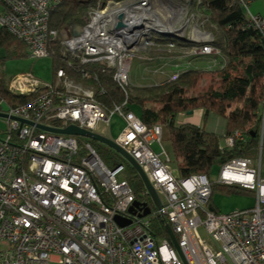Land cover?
<instances>
[{"label": "built area", "instance_id": "1", "mask_svg": "<svg viewBox=\"0 0 264 264\" xmlns=\"http://www.w3.org/2000/svg\"><path fill=\"white\" fill-rule=\"evenodd\" d=\"M59 1L0 0V27L24 43L27 55L50 54V44L58 38L59 57L68 69L57 66L48 83L30 74L14 75L6 89L11 94H26L21 103L11 104L0 95V111L6 113L7 125L0 138V264H264L260 146L254 157L235 156L220 163L214 179L205 172L181 174L170 164L161 143V124L146 125L124 107L132 58L149 60L152 57L143 54L149 48L169 52L175 47L172 41L159 43L154 35L146 38L138 32V22L144 23L155 1L107 0L103 7L89 11L76 34L48 26L49 11ZM236 1L247 21L264 36V15L251 13L248 0ZM123 5L129 7L120 8L124 22L137 25L116 34L113 14ZM171 34L200 42L196 50V46L181 47L179 56L219 53L209 43L212 35L201 25L175 28ZM89 62L111 69L124 95L108 110L95 96L102 89L83 80L89 76L81 65ZM112 112L123 121L112 140L136 161L155 190L159 205L153 214L170 228L177 247L155 231L147 215L138 214L144 202L138 201L134 212L128 211L136 199L119 175L121 163L108 167L87 139L36 125L74 124L93 130L98 120L107 121ZM259 112L261 134L264 99ZM242 138V131L234 129L224 134L219 146H231ZM215 185L249 190L254 202L233 211H218L210 203ZM115 215L125 222L117 223Z\"/></svg>", "mask_w": 264, "mask_h": 264}, {"label": "trees", "instance_id": "2", "mask_svg": "<svg viewBox=\"0 0 264 264\" xmlns=\"http://www.w3.org/2000/svg\"><path fill=\"white\" fill-rule=\"evenodd\" d=\"M106 1L60 0L49 11L48 26L70 33L73 25L81 26L88 18L89 11L103 7ZM192 6L199 11L203 28L213 34L209 43L219 48V53L216 54L221 57L218 66L187 68L179 71L174 79L164 78L157 83L130 84L124 107L130 109L132 105L138 104L139 117L146 125L156 121L161 123V139L168 142L172 161L181 174L209 173L211 168L231 157H254L259 146L264 165V122L262 133L259 134V110L264 99V36L247 21L245 12L236 0H192ZM153 38L163 44L169 41L175 43V47L169 52L158 50L165 55L166 60L169 59L168 56L178 55L181 47L190 48L199 44L173 34L157 33ZM0 47L4 50L0 60L27 55L24 43L3 27H0ZM60 48L59 39L56 38L50 44L52 73L57 66L68 70L66 62L59 57ZM81 66L89 76L83 80L102 89L95 96L105 109H110L114 102L122 101L124 95L112 79L111 69L107 71L99 62L84 63ZM205 75H208L207 82L199 85V80ZM0 95L11 104L21 103L27 98L26 94L9 93L6 82L1 79ZM196 107L203 109V119L209 113L222 115V133L240 129L243 133L242 140L231 146H219L222 134L189 121L174 122L177 113ZM87 140L108 167L122 164L120 176L126 179L134 198L150 207L148 217L155 231L160 236L168 237L165 225L152 215L154 206L136 170L114 149L94 139ZM228 187H231L230 190L241 188Z\"/></svg>", "mask_w": 264, "mask_h": 264}, {"label": "rangeland", "instance_id": "3", "mask_svg": "<svg viewBox=\"0 0 264 264\" xmlns=\"http://www.w3.org/2000/svg\"><path fill=\"white\" fill-rule=\"evenodd\" d=\"M151 1L155 2L149 9L151 12L150 15H145V19L143 20L144 22H152L155 24V26L161 24L169 26L172 24L177 26L176 28L179 29L185 27V30L190 29L193 25H201V27L203 28L202 17L200 16L199 11L193 8L192 0ZM165 9L167 10L165 11ZM178 14H180L179 17ZM154 19H157L158 21H154ZM203 30L208 31L213 38V34L211 31L206 28H203ZM65 33L68 32L65 31ZM185 33H187V31ZM156 34L157 32L152 31V35ZM193 36L196 37L197 34H193ZM198 43L200 44V42ZM199 44H194L193 46L199 47ZM3 52L4 51L1 52L0 50V54ZM143 54L149 55L152 58L149 60H143L138 57L132 58L129 67V80L131 84L138 85L157 83L165 77H169V75L173 72H179L187 68H215L218 66V64L216 63L213 64V62L210 61L209 57L203 55H198L190 58L189 56H187L184 57V59H186L184 61L175 60L171 63H167L168 60L164 59L165 56H163L162 53H159L158 50L154 48H149V50L147 52H144ZM215 58H217L215 60L219 63V57L216 56ZM50 63V54L42 55L39 57H29L26 55L22 57H7L0 60V79L7 83V81L17 73H25L36 77L41 83H48L51 81L52 78V70L50 67ZM159 68H161V70ZM213 79H215L214 76ZM207 80L208 75H205L199 80L198 84L203 85L205 82H207ZM131 109L133 113L139 117L140 106L138 104H134L132 105ZM181 119L189 120L197 125H202L203 123H205L206 125L212 119L214 123L219 125L220 129H222L224 124L223 116L215 113H209L206 118L203 119V109L201 107H196L192 109L189 113H187V111L181 112L179 116L176 115L174 117V122H178ZM122 124L123 121L121 117L116 112H112L110 113L107 121L98 120L94 125L93 131L113 139L118 133V131L121 129ZM6 126L7 125L5 122V118L0 117V138L5 135L3 131ZM221 134L222 135L219 142H221L224 137V134ZM79 138L82 140L87 139V137L83 135H80ZM161 143L170 156V164L175 165V163L172 161L171 154L169 152L168 142L166 140H162ZM151 147L154 150H158V145L156 143H152ZM217 170V166L211 168V170L209 171L210 178L214 179L216 177ZM228 188V186L222 185L213 186L212 194L210 196V203L218 211L229 212L238 208L248 207L253 204V193L249 190L241 188L237 190H230L231 187L229 189ZM198 231L202 236H205L203 230L200 227L198 228Z\"/></svg>", "mask_w": 264, "mask_h": 264}, {"label": "water", "instance_id": "4", "mask_svg": "<svg viewBox=\"0 0 264 264\" xmlns=\"http://www.w3.org/2000/svg\"><path fill=\"white\" fill-rule=\"evenodd\" d=\"M113 22H112V30H114L116 32V34L120 33L121 30H131V27H134L135 25H137L136 23L135 25L132 24H126L123 20V12L122 10L118 9L114 14H113ZM144 23H140L138 22L139 25V29L138 32L143 33L145 35V37H150L152 35V31L153 32H157V33H162V34H171L170 31L168 30H164L162 29H157L154 26L153 27H149L145 32L142 30ZM155 25V24H154ZM161 26V25H158ZM78 32V26L74 25L72 28V33L76 34ZM129 44H127L128 46ZM191 110H187V113H189ZM6 113L0 111V117H5ZM29 123V121H27ZM37 127L42 128V129H46V130H50L52 132H57V133H64V134H77V135H83L87 138L90 139H94L96 141H99L103 144H105L106 146L114 149L116 152H118L119 154H121L125 160L136 170L137 174L139 175L140 179L142 180V183L144 185V187L146 188V192L148 193L152 203L154 204V206H158L159 205V199L157 197V194L155 192V190L153 189V187L151 186V184L149 183V181L147 180L145 174L143 173L142 169L140 168V166L136 163V161L119 145H117L111 138L106 137L105 135L99 134L95 131L89 130V129H85V128H81L78 127L74 124H67L66 126L63 127H56V126H50V125H45V124H40L37 123L36 124ZM137 201L134 200L130 206L128 207V211L129 212H134V208H136L137 206ZM149 212V207L147 205H145L143 207V209L141 210L140 214H147ZM115 220L117 221V223L119 224H123L125 221L122 219V217H120L119 215H115L114 216ZM166 231L168 234V237L170 239V241L172 242V244L177 247L176 241L173 237V234L170 230V228L168 226H166Z\"/></svg>", "mask_w": 264, "mask_h": 264}, {"label": "crops", "instance_id": "5", "mask_svg": "<svg viewBox=\"0 0 264 264\" xmlns=\"http://www.w3.org/2000/svg\"><path fill=\"white\" fill-rule=\"evenodd\" d=\"M152 4H153V2H152ZM247 8H248V10L251 12V13H253V14H258V15H264V0H248V4H247ZM200 36H202V35H197L196 37H200ZM194 47V46H193ZM191 48V47H190ZM25 49V48H24ZM189 48H187V50H188ZM193 49V48H192ZM197 49V47L195 48V50ZM0 50H1V52L2 51H4L3 50V48L2 47H0ZM191 50V49H190ZM191 52V51H190ZM4 54V52L3 53H1L0 54V57L2 56ZM27 54V53H26ZM193 55H195V56H198V55H203V56H207V57H209V59H210V61L211 62H213V64L214 63H216V64H219L215 59H217V58H215L217 55H216V53H199V52H195V53H193V54H184V55H182V56H172L171 58H169L168 59V61H167V63H171V62H173V61H175V60H180V61H184V60H186V59H184V57H187V56H189V58L191 57V56H193ZM26 56H28V55H26ZM18 57H22V56H18ZM219 57V56H218ZM221 57H219V59H220ZM166 60V59H165ZM215 64V65H216ZM156 69V68H155ZM160 70H161V68H159ZM159 69H158V71H159ZM165 78H168V77H165ZM8 82V81H7ZM131 83V82H130ZM133 85H135V84H133ZM132 107V106H131ZM131 107H130V109H131ZM132 110V109H131ZM181 114V112H179V113H177L176 115H180ZM175 115V116H176ZM174 116V117H175ZM140 118V117H139ZM180 121H189V120H184V119H181ZM180 121H178V122H175V123H179ZM157 122V121H156ZM189 122H191V121H189ZM193 123V122H192ZM161 124V123H160ZM224 125V124H223ZM202 126L205 128V129H207V130H212V131H214V132H216V133H219V134H221L222 132H223V127H222V129H220V127H219V125L218 124H216V123H214L213 122V120L211 119L210 121H209V123H207L206 125H205V123H203L202 124ZM161 129H162V126H161ZM93 131V130H92ZM162 133H163V129H162ZM87 139H90V138H87ZM176 166V165H175Z\"/></svg>", "mask_w": 264, "mask_h": 264}, {"label": "bare ground", "instance_id": "6", "mask_svg": "<svg viewBox=\"0 0 264 264\" xmlns=\"http://www.w3.org/2000/svg\"><path fill=\"white\" fill-rule=\"evenodd\" d=\"M120 8H123V9H127V8H129V7H127V6H122V7H117V9H120ZM150 15V14H149ZM152 15H154V14H152ZM180 16V14H178V17ZM144 20V19H143ZM154 21H158L157 19H154ZM143 25V28H142V30L143 31H145V32H147L146 30L149 28V27H155V28H157V29H164V30H169V31H171V30H173V29H175L177 26H175V25H169V26H165V25H162L161 24V26H155L154 25V23H146V22H144V24H142ZM162 27V28H161ZM197 35H199V34H197ZM147 193V192H146ZM147 195H148V193H147ZM149 196V195H148ZM150 198V197H149ZM151 200V199H150ZM138 202V201H137ZM151 203H152V201H151ZM153 204V203H152ZM146 204L144 203V206H145ZM148 206V205H147ZM153 206H154V204H153ZM149 207V206H148ZM141 212V211H140ZM150 213H151V209H150V207H149V212L147 213V214H143V215H147V216H149L150 215ZM138 214H140V213H138ZM141 215V214H140ZM152 215H154L153 214V211H152Z\"/></svg>", "mask_w": 264, "mask_h": 264}]
</instances>
